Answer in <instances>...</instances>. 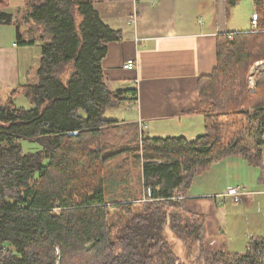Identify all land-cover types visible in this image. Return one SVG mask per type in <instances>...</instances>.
<instances>
[{"label": "trees", "instance_id": "obj_1", "mask_svg": "<svg viewBox=\"0 0 264 264\" xmlns=\"http://www.w3.org/2000/svg\"><path fill=\"white\" fill-rule=\"evenodd\" d=\"M252 2L256 30L216 37L217 66L198 82L206 134L187 141L105 120L139 94L104 74L108 45L124 34L94 0H24L15 13L0 0L17 46L41 49L36 82L0 99V264H264V236L244 252L216 248L187 198L230 157L259 168L264 183V71L254 92L248 84L264 60V0ZM19 97L31 108H17ZM23 141L41 150L25 152Z\"/></svg>", "mask_w": 264, "mask_h": 264}, {"label": "crops", "instance_id": "obj_2", "mask_svg": "<svg viewBox=\"0 0 264 264\" xmlns=\"http://www.w3.org/2000/svg\"><path fill=\"white\" fill-rule=\"evenodd\" d=\"M94 2L106 24L124 34L122 41L108 45L103 61L104 74L113 86L138 88L137 105L131 109L130 115L125 116L122 124H138L140 128L142 122L145 128L140 131L148 138L195 141L205 135L204 118L197 114L200 109L198 82L217 66L216 37L226 33H246L252 29L251 24L245 30L230 29L222 23L224 0ZM119 2L123 5L119 6ZM9 4V10L15 13L24 6V0H10ZM39 50V45L17 46L15 25H0V99H9L11 90L18 86L36 82L40 55L37 57L35 52L39 54ZM130 59L137 62L134 71L124 68ZM232 168H246L253 179L233 178L230 185L224 181L215 182L218 178L211 183L201 181L205 184L200 192H189L187 197L189 207L193 200H199V212L191 211L205 218L209 233L213 227L215 241L219 238L221 248L230 252L244 248L253 235L264 236L261 170L238 157L219 161L211 170L223 174ZM210 174L211 171L199 178L203 180ZM233 185L250 187L249 195L242 203L225 198L219 205L218 197L236 187ZM228 211L233 213L231 225L226 227L229 220L226 219V224L224 219Z\"/></svg>", "mask_w": 264, "mask_h": 264}, {"label": "rangeland", "instance_id": "obj_3", "mask_svg": "<svg viewBox=\"0 0 264 264\" xmlns=\"http://www.w3.org/2000/svg\"><path fill=\"white\" fill-rule=\"evenodd\" d=\"M96 3H97V0H96ZM118 5L122 6L123 3L119 2ZM224 7H225V9H224V14H223V18H222V23L227 24L230 29L233 28V27L234 28H238V29H245V30L247 28H250L252 15L254 13H256L255 10H254V6H253L252 0H241L235 7H228V6H224ZM206 11H208V10H206ZM208 12H210V10ZM250 30H253V29H250ZM226 32H228V31H226ZM40 54H41V49L39 50V54L35 52V55H37V57ZM33 56H34V54H33ZM259 62L260 61L256 62L251 67V69L249 71L248 84H249L250 89H251L250 82H249L250 77H251L250 74L253 71V69H255L254 68L255 65L257 63H259ZM261 62H264V60H262ZM262 68L263 67H260L258 69H262ZM260 71H264V70L257 71L255 76H254L255 83H256L255 84V90H256V85H257L256 75H258V73ZM3 100L4 101L5 100L8 101V99H6V98L3 99ZM15 105H16L17 108H21V107H23L25 109H30L31 108L28 100L26 98H24V97L17 98L15 100ZM129 106H130L129 104L124 103L117 109L108 110L106 112V115H105V120H113V121L115 120V121H117L119 119V121H117V124L119 126H122L123 125L122 123L124 122L122 120L126 118L125 116L130 115L131 108ZM22 144H23V147L25 149V152L31 153V152H34V151L38 152V151L41 150L40 143H38L36 141L35 142H33V141H23ZM139 171H140L139 168H137V167L133 168V173H138ZM232 173H235V176H233ZM238 174H239V176H238ZM216 178H218V179H216ZM233 178L236 179V180L241 178L242 180H245V181H250V180L253 179L252 175L246 171V168L245 169L244 168L243 169H239V170L232 168V169H230V170H228L226 172L224 171L223 174L219 173L217 170H211V174L209 176H207V178H204L202 180V178H198L197 177L195 179V182H196V180H197V182L196 183L194 182V185L192 186L193 188H191L189 192L190 193H192L193 191L200 192L201 187L204 186V184H205V183L201 184V181L202 182H206L207 180H209V182L211 183V182H213L216 179L215 182H217V183L220 182V181L221 182L224 181V183H228L230 185L231 183H229V182H233V180H234ZM234 182H236V181H234ZM232 184H236V183H232ZM233 186H236V185H233ZM30 188H34V182L33 181H31V183H30ZM233 188H229L228 190L233 189ZM246 188L248 190V195H249V193H250L249 189L251 190V188L250 187H246ZM228 190L226 191V193H224V194H222V195H220L218 197L219 198V201H218L219 205H222L224 203L225 198L242 203V201L244 200L245 196H242L239 199L228 197V195H227ZM198 203H200L199 200H193L190 203V210L195 211V212H199V208L200 207H198L199 206ZM232 213L233 212L228 211L227 215L225 216L224 221H225L226 224H227V220L226 219L228 218V220H229V224L225 225L226 227L231 225L230 216H231ZM255 213L256 212H253V214H255ZM198 214H200V213H198ZM229 232H231L230 229H229ZM214 233H215V229L212 227V229H210L208 240L216 248H219L221 242H220L219 238L215 241ZM245 248H246V245H245L244 248H241V249L235 248V250H233L232 252H238V250H240V252L241 251L244 252Z\"/></svg>", "mask_w": 264, "mask_h": 264}, {"label": "built area", "instance_id": "obj_4", "mask_svg": "<svg viewBox=\"0 0 264 264\" xmlns=\"http://www.w3.org/2000/svg\"><path fill=\"white\" fill-rule=\"evenodd\" d=\"M259 20H258V15H257V13H254L253 15H252V18H251V28L253 29V30H256L257 29V22H258ZM260 67H263L262 69H258V68H260ZM126 70H128V71H134V70H136V68H137V62H136V60L135 59H130V60H128L127 61V63L125 64V67H124ZM255 69H253V71L251 72V77H250V80H249V82H250V86H251V91L252 92H254L255 91V78H254V76H255V74H256V72L257 71H259V70H264V62H259V63H257L256 65H255V67H254ZM137 102H138V100L137 101H133V100H131V98H129V100L126 102L127 104H129L130 106V108L131 109H134V106H136L137 105ZM144 127V125L142 124V122H141V124H140V128H141V130H142V128ZM145 128V127H144ZM227 195H228V197H231V198H235V199H239V198H241L242 196H246V195H248V190H247V188L246 187H244V186H236V187H234L233 189H230V190H228V193H227ZM57 210V209H56ZM1 248H3V249H6V248H8V246L7 245H1L0 246V249Z\"/></svg>", "mask_w": 264, "mask_h": 264}]
</instances>
